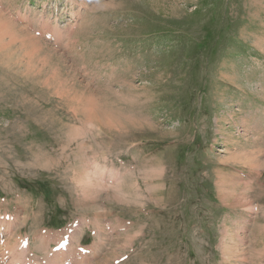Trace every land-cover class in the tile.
<instances>
[{"label":"rangeland","instance_id":"374dc122","mask_svg":"<svg viewBox=\"0 0 264 264\" xmlns=\"http://www.w3.org/2000/svg\"><path fill=\"white\" fill-rule=\"evenodd\" d=\"M4 214L0 264H264V0H0Z\"/></svg>","mask_w":264,"mask_h":264},{"label":"bare ground","instance_id":"6f19581e","mask_svg":"<svg viewBox=\"0 0 264 264\" xmlns=\"http://www.w3.org/2000/svg\"><path fill=\"white\" fill-rule=\"evenodd\" d=\"M88 104L92 105V101L88 100ZM86 111V109H84V112ZM88 173V171L86 172V174Z\"/></svg>","mask_w":264,"mask_h":264}]
</instances>
